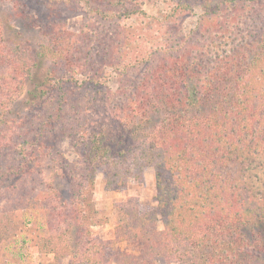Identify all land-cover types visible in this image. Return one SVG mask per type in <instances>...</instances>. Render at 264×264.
I'll return each instance as SVG.
<instances>
[{"label": "trees", "instance_id": "16d2710c", "mask_svg": "<svg viewBox=\"0 0 264 264\" xmlns=\"http://www.w3.org/2000/svg\"><path fill=\"white\" fill-rule=\"evenodd\" d=\"M40 1V35L10 37L0 15L1 228L15 237L27 214L25 240L51 264H264V0ZM24 94L27 113L12 118ZM65 133L74 161L58 147ZM45 161L67 189L36 185ZM148 169L157 206L128 198L114 237L94 238L98 174L126 188ZM129 241L140 251L120 249Z\"/></svg>", "mask_w": 264, "mask_h": 264}, {"label": "rangeland", "instance_id": "374dc122", "mask_svg": "<svg viewBox=\"0 0 264 264\" xmlns=\"http://www.w3.org/2000/svg\"><path fill=\"white\" fill-rule=\"evenodd\" d=\"M24 5L26 4L28 11L31 13L35 19L38 20L36 26L32 28L24 27L20 17L16 18V10L13 1L10 0H0V15L1 17L9 16L12 18L9 22L3 21L5 26L6 34L10 37H16V34L20 32L24 36H30L32 34L40 35L41 27L45 26L49 20V12L46 10L45 6L40 0H22ZM145 11L149 16L161 19L162 15L160 11L162 7L160 5L152 6L145 5ZM199 13V12H198ZM82 16L71 17L68 20L67 27L72 32H77L79 28V22ZM197 16L191 15L186 16L184 20V27L189 32L196 27ZM43 24V25H42ZM39 71V78L37 81L41 82L42 74L45 73L43 70ZM42 73V74H41ZM115 74L109 76V87L115 89L117 84L115 81ZM27 94H24L18 102H16L12 108L13 112L12 118H23L27 113V105L23 102L24 97ZM69 131V130H68ZM66 137H62V140L59 144V149L63 151L64 157L70 161H74L77 158V151L74 149V146L71 143L72 138L65 133ZM59 143V141H58ZM49 161L44 162L43 175L41 181H37V186L39 182L44 183L50 182L53 185V189L65 190L68 188V184L61 181L59 178H54V171L47 168ZM240 170L238 164L231 165L229 171L237 173ZM32 189V188H31ZM18 195V193H16ZM156 180L153 169L146 170L144 178L142 181L135 182L129 181L126 188H108L106 185L105 175L100 172L97 176L95 192L93 194L94 209L97 212V220L102 221L101 225H98L92 228V236L100 240H110L114 237V230L119 223V212L118 206L125 202L128 198L139 199L144 208H151L157 206L156 201ZM18 216V217H17ZM20 216V217H19ZM16 221L14 222L13 229H15V237L9 233H6L3 228L0 226V264H51L54 261V254H45L40 252L39 248H35L30 242L26 241L27 235H29L28 224H23L22 220L26 221L27 214L17 213L15 215ZM38 220L43 221V219L38 218ZM262 231V229L256 228L255 232ZM17 231V232H16ZM264 231V227H263ZM262 231V232H263ZM54 232H50L49 235H53ZM252 233L249 232L248 236ZM73 249V245L70 246ZM120 249L125 252L137 253L141 249V244L139 241H129L125 244L120 245ZM69 252V249L67 250ZM79 251L78 248L75 249V252ZM72 256H68L64 263H68ZM159 264H169L167 262H160Z\"/></svg>", "mask_w": 264, "mask_h": 264}]
</instances>
